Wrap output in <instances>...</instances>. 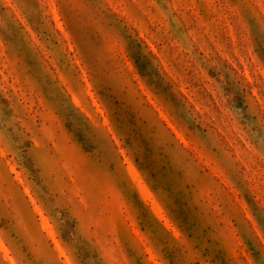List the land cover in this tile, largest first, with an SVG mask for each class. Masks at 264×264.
Wrapping results in <instances>:
<instances>
[{"label":"rangeland","instance_id":"rangeland-1","mask_svg":"<svg viewBox=\"0 0 264 264\" xmlns=\"http://www.w3.org/2000/svg\"><path fill=\"white\" fill-rule=\"evenodd\" d=\"M264 0H0V264H264Z\"/></svg>","mask_w":264,"mask_h":264},{"label":"clouds","instance_id":"clouds-1","mask_svg":"<svg viewBox=\"0 0 264 264\" xmlns=\"http://www.w3.org/2000/svg\"><path fill=\"white\" fill-rule=\"evenodd\" d=\"M261 140L264 141V135L261 136ZM260 146L264 148V142H262ZM69 264H71V262H69Z\"/></svg>","mask_w":264,"mask_h":264}]
</instances>
